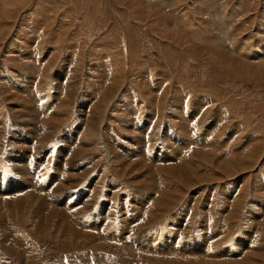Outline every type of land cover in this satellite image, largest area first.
Instances as JSON below:
<instances>
[{
	"label": "rangeland",
	"instance_id": "1",
	"mask_svg": "<svg viewBox=\"0 0 264 264\" xmlns=\"http://www.w3.org/2000/svg\"><path fill=\"white\" fill-rule=\"evenodd\" d=\"M217 1L229 8L222 13L225 23L204 9L215 6L213 0L189 1L186 8L175 6L179 0L164 4L160 0H0V74L4 76L0 139L6 147L0 155V172L7 174L16 167L5 157L10 148V156H21L25 163L40 162L55 176L54 162L46 160L62 152L70 156L68 148L82 146L80 161L95 167L90 179L71 192L91 193L97 179L102 180L94 213L115 205L116 219L107 220V233L121 226L132 238L159 237L161 243L175 241L176 246L194 238L206 251L219 246L235 254L233 259L264 264V0ZM118 57L121 64L125 60V72L116 83L111 61ZM162 95L167 97L165 106ZM166 106L162 117L160 107ZM195 107L203 108L198 112ZM95 109L100 127L84 137V132L77 133L78 127L86 126ZM206 109L208 115L200 118ZM159 120V143L150 155ZM15 137L20 141L14 146L18 149L11 146ZM210 148L218 163L205 159ZM191 153H197L200 168L190 185L182 186L177 177L162 173L161 166L182 169L181 160ZM168 196L179 202L166 208L157 205ZM150 211H155V220ZM0 219V264H22L11 246L1 245L7 237ZM148 219L149 225H143ZM13 220L7 222L13 233L7 241L13 242L14 236L22 246L12 243V247L20 253L26 250L33 264H165L142 252L138 262H131L116 249L115 239L105 243L108 248L67 247L63 240L42 236L35 229L30 232Z\"/></svg>",
	"mask_w": 264,
	"mask_h": 264
},
{
	"label": "bare ground",
	"instance_id": "2",
	"mask_svg": "<svg viewBox=\"0 0 264 264\" xmlns=\"http://www.w3.org/2000/svg\"><path fill=\"white\" fill-rule=\"evenodd\" d=\"M189 1H194V0H179V3H176L175 6L178 4L183 7H185V5H189ZM174 2V1H173ZM214 5L213 7H210L208 5H206L204 7L205 10H209L207 12L212 13L213 15H217L221 18H218L219 21L221 22H226L225 20V16L222 14L224 11V8H226L225 10H229V8H227V5L223 4V3H219L217 0H213ZM217 2V4H216ZM160 4H164V0H160V2H158ZM157 3V4H158ZM174 4V3H173ZM159 5V4H158ZM174 7V5H173ZM186 8V7H185ZM201 9V8H200ZM223 16V19H222ZM2 30V29H1ZM1 32V31H0ZM201 34V33H200ZM1 37H2V33H0ZM202 38V37H201ZM1 40V39H0ZM44 43V42H43ZM110 46V45H109ZM9 52V51H8ZM111 53V51H110ZM114 54V53H113ZM112 54V55H113ZM3 52H0V57H2ZM54 57H56V55H54ZM114 57V55H113ZM121 57V55L119 56ZM118 57V58H119ZM53 58V57H52ZM51 58V59H52ZM112 58V56H111ZM1 61V59H0ZM60 61V60H59ZM125 61V60H124ZM124 61L121 64L120 62V58L119 60H116V58L111 61V66L114 67V71L111 72V76L112 79L116 81H119V79L123 76V73L125 72V65H124ZM82 62V61H81ZM76 63V62H75ZM229 63V62H227ZM78 64V62H77ZM76 65V64H75ZM48 66V65H46ZM50 67V66H49ZM76 67V66H75ZM111 67V68H112ZM44 69H46L44 67ZM49 69V68H48ZM110 69V68H108ZM123 69V70H122ZM112 70V69H111ZM51 71V70H50ZM49 72V71H48ZM47 72V73H48ZM78 72V70H77ZM3 75V74H2ZM0 74V79H4V76H2ZM75 75V71L74 74ZM77 76V75H76ZM126 77V76H125ZM6 78V76H5ZM75 78L72 76V79ZM77 79V78H76ZM122 80V79H121ZM70 81V79H69ZM72 81V80H71ZM114 81V82H115ZM22 82V81H21ZM123 82V81H122ZM28 83V82H27ZM74 83V82H73ZM77 83V81H76ZM75 83V84H76ZM121 83V82H120ZM119 83V85H120ZM24 82L22 83L23 86ZM69 84V82H68ZM21 85V83H20ZM77 85V84H76ZM79 85V84H78ZM112 85V84H111ZM162 85V84H161ZM28 85H24V87H27ZM80 86V85H79ZM159 86V85H158ZM70 87V86H69ZM73 87V86H72ZM111 87V86H110ZM121 87V86H120ZM25 88V89H26ZM71 88V87H70ZM68 89V88H67ZM66 89V90H67ZM110 89V88H109ZM108 89V90H109ZM156 89V88H155ZM74 91V88L72 89ZM114 90V89H112ZM111 90V93H112ZM116 90V89H115ZM26 91V90H25ZM68 91V90H67ZM75 91H77V89H75ZM71 92V91H70ZM78 92V91H77ZM109 92V91H108ZM66 93V92H65ZM69 93V92H68ZM68 93H66V95H69ZM75 93V92H72ZM71 93V94H72ZM110 93V92H109ZM87 94V93H86ZM106 94V93H105ZM74 95V94H73ZM76 95V94H75ZM84 95V94H83ZM111 95V94H110ZM177 95V94H176ZM71 97H73L72 95H70ZM106 96V95H105ZM170 96V95H169ZM65 97V96H64ZM109 97V96H108ZM42 98V97H41ZM103 98V97H102ZM109 98H112L111 96ZM9 99V98H8ZM199 99V98H198ZM104 100V98L102 99ZM101 100V101H102ZM109 100V99H108ZM105 101V100H104ZM102 101V103L104 102ZM69 101L65 100V103ZM110 102V101H109ZM167 102V97L166 95H162L161 97V104L164 106ZM172 102V101H171ZM62 103V102H61ZM107 103V102H105ZM174 103V102H173ZM100 104V102H99ZM97 106H102V104ZM64 105V103H63ZM106 105V104H105ZM116 105V104H115ZM197 105V104H195ZM206 105V103H205ZM62 106V104H61ZM66 106V105H65ZM104 106V105H103ZM174 106V105H173ZM199 106V105H198ZM205 107V106H204ZM31 108V107H30ZM37 108V107H36ZM63 108V107H62ZM95 108V107H94ZM93 108V109H94ZM102 107H99V109H101ZM150 108V107H149ZM166 107H160L161 109V114L160 116L163 117V113L165 111ZM173 108V107H172ZM176 109H179L178 107H175ZM181 108V107H180ZM197 108V111H201V107H195ZM83 109V108H82ZM194 109V108H193ZM205 109V108H204ZM226 109V108H225ZM31 111V109H29ZM28 110V111H29ZM88 110V109H87ZM103 110V108H102ZM101 110V111H102ZM35 111V110H34ZM33 111V113H34ZM63 111V110H62ZM85 111V110H84ZM83 111V112H84ZM56 112V111H55ZM58 112V111H57ZM56 112V113H57ZM224 112V111H223ZM220 111V113H223ZM29 113V112H28ZM82 113V112H81ZM87 113V111H86ZM98 109L96 111L91 112L90 114H88L89 116H87V120L85 122L86 126H79L77 133L79 132H84V137H88L90 133H92L93 131L96 133V131L99 129V125H100V119H97L98 116ZM107 113V112H106ZM215 113H217V111H215ZM36 114V113H35ZM33 115V114H32ZM43 115V114H42ZM167 115V114H166ZM200 118L204 119L207 115H208V111L207 109L205 110V112L203 113H199ZM216 115V114H215ZM214 115V116H215ZM219 115V113H218ZM15 116V115H14ZM26 116V115H25ZM37 116V114L35 115ZM40 116V115H39ZM85 116V115H84ZM102 116V115H100ZM104 116V115H103ZM102 116V118H103ZM20 118V116H18ZM70 117V116H69ZM83 117V116H82ZM219 117V116H218ZM16 118V117H15ZM30 118V117H29ZM39 118V117H38ZM174 118V117H173ZM216 118V117H215ZM223 118L226 119V116ZM37 119V118H36ZM40 119V118H39ZM161 119V118H160ZM171 119V118H170ZM217 119V118H216ZM223 119V120H224ZM228 119V118H227ZM3 120V119H2ZM65 120V119H64ZM221 120V121H223ZM37 122H40V120H35ZM34 121V122H35ZM50 121V120H49ZM218 121V120H217ZM30 122V121H29ZM36 122V124H38ZM45 122V121H44ZM55 122V120H54ZM225 122V121H224ZM32 123V122H31ZM3 124V121H2ZM23 124V123H22ZM33 124V123H32ZM45 124V123H44ZM59 124V123H58ZM181 124V123H180ZM218 125L216 126H221L219 125V123L217 122ZM221 124V123H220ZM41 125V124H40ZM159 125H160V120L158 121L154 133L153 137L151 139V143L153 144V146L149 149V151L151 152L150 155H153V153L155 152V148L157 147V143H159V139L157 138L159 136ZM190 125V124H189ZM21 126V125H20ZM23 126V125H22ZM34 126V125H33ZM176 126V125H175ZM188 126V125H187ZM5 127V126H4ZM36 127V126H35ZM38 127V126H37ZM43 127V126H42ZM86 127V128H84ZM191 127V126H190ZM202 127V126H201ZM215 128V126H212ZM223 127V126H221ZM6 128V127H5ZM4 128V129H5ZM31 128V127H30ZM218 127H216L217 129ZM221 129V128H219ZM6 130V129H5ZM60 130V129H59ZM158 130V131H157ZM174 130V128H173ZM38 131V130H36ZM192 131V130H190ZM7 132V131H5ZM4 132V133H5ZM40 131H38L39 133ZM42 132V131H41ZM187 132V131H186ZM199 132V131H198ZM57 133V132H56ZM197 133V132H196ZM2 134V133H1ZM40 134V133H39ZM42 134V133H41ZM94 134V133H93ZM12 135V133H11ZM17 135V134H16ZM34 135V134H33ZM70 135V134H69ZM214 135V134H213ZM157 136V137H156ZM210 136V135H209ZM12 137V136H11ZM19 137V136H18ZM172 137V136H171ZM186 137V136H185ZM42 138V137H41ZM106 138V137H105ZM162 138V137H161ZM170 138V137H169ZM188 138V137H187ZM52 139V138H51ZM69 139V138H68ZM85 139V138H84ZM81 139L80 142H83ZM132 139V138H131ZM202 139V137H201ZM204 139V138H203ZM206 139V138H205ZM34 140V139H33ZM40 140V139H39ZM45 140V139H44ZM53 140V139H52ZM70 140V139H69ZM73 140V139H72ZM137 140V139H136ZM145 140V139H144ZM163 140V139H162ZM192 140V139H190ZM3 141V140H2ZM0 139V155L2 154V152H4L3 150L6 148L5 144L3 143ZM12 141V140H11ZM10 141V142H11ZM42 141V140H41ZM67 141V140H66ZM135 141V140H134ZM180 141V140H179ZM186 141V140H185ZM205 141V140H204ZM212 141V140H211ZM214 141V140H213ZM231 141V140H230ZM38 142V141H37ZM46 142V141H44ZM71 142V141H70ZM111 142V141H110ZM142 142V141H141ZM201 142V141H200ZM229 142V141H228ZM227 142V143H228ZM250 142V141H249ZM23 143V142H21ZM77 143V142H76ZM177 143V142H176ZM184 144V142H182ZM181 143V144H182ZM187 143H189V141H187ZM192 143V142H191ZM203 143V140H202ZM252 143V142H251ZM12 144V145H11ZM11 146L12 148L14 146H17L20 144V141L17 137H15V139L11 142ZM33 144V143H32ZM40 144L42 145V143L40 142ZM67 144V143H66ZM71 144V143H70ZM78 144V143H77ZM75 144V145H77ZM85 144V143H84ZM110 144V143H109ZM113 144V143H112ZM163 144V143H162ZM258 144V143H257ZM40 145V147H42ZM79 145V144H78ZM132 145V144H131ZM207 145V144H206ZM209 145H213L212 143H209ZM251 145V144H250ZM261 144L259 143V146ZM10 146V147H11ZM35 146V145H33ZM109 147L112 146L111 144L108 145ZM180 146V145H179ZM185 146V144H184ZM188 146V145H187ZM186 146V148H187ZM202 146V145H201ZM205 146V144H204ZM216 146V145H214ZM69 147V146H68ZM75 147V146H74ZM82 146L80 147H76V148H68V150L72 153L70 156L64 153V155L61 153L58 156H55L54 158H52L53 155H51L52 160H46V162H54V164L52 165V168L55 169V173H57L55 176L50 175L47 173L46 169L44 166H41L40 162H36L34 163V160L30 161V162H26L21 158V156H10L11 155V149H6L7 152V156H5L6 158H8V160H12V162H16V167L15 169H13L12 172H7L4 173L3 171L0 172V218L3 219V224L4 226H2L4 229V236L7 237V239H4L3 242H1V245L3 244L4 246L9 245L11 246L12 249H14L13 254L14 256L17 254L18 258H20L22 264H33V260L28 257V252L26 253V250L23 253H20L19 251H16V246L12 247V243H14V245H17L18 247L21 245L20 243H18L13 236V242L7 241V240H11L10 238H8L9 236L13 235L12 230L10 231V226L8 227L7 222L10 219V221H12V219H14L13 221L15 222V220L17 222H20L22 224H24L26 226V228L28 227V229L31 231H34V229L38 232V234L45 236L46 234H50L52 239H60L63 240L65 243V246H72L74 245V247L76 248H81L82 247H86V245H89L91 248L93 249L94 247H102V248H108V247H104V245H106L105 243H109L110 241H113L114 239L116 240L115 242H118V246H116V249L121 251V252H125L127 254L128 259L131 262H138V254L139 252H142L146 254L147 257L152 256L157 258V260H162L165 264H256L255 262H253L252 260H246V259H233L235 258V254H228V252H225L223 250H219L221 247H217V246H213L212 245V249L211 251L207 250L206 251V247H202L200 245H202L201 243L197 242L196 239L193 238V240L189 241V242H184V243H179V246H176L175 241H168L167 243H161V239L155 238V237H148V238H132L128 235H126V233L128 234V232H126L125 230H123L120 227H117L116 231L114 233H107V231H105V228L107 227L106 222L107 220H111V221H115L116 217H115V212L114 211V206H110L109 208H105L107 209V212H103L105 211L103 210H99L98 214L94 213V209L96 207V205H98V201L96 198L97 192H99V186L100 184H102V180L101 179H97V181L94 183V186H92V190L91 193L84 191H81V193H78L76 191L71 192V190H74V188H76L75 186L83 183L84 180H86L88 178V175L91 174V172L93 171L95 165L91 164V163H85L80 161L81 156L84 154L81 149ZM114 147V146H113ZM164 147V146H163ZM171 147V146H170ZM197 147V145H196ZM213 147V146H212ZM225 147V146H224ZM257 147V146H256ZM255 147V149H256ZM16 147H14L15 149ZM25 148V147H24ZM39 148V147H38ZM161 148V147H160ZM182 148V147H181ZM193 148V147H192ZM199 148V147H198ZM197 148V149H198ZM251 148V147H250ZM261 148V146H260ZM18 149V148H16ZM43 149V148H42ZM110 149V148H109ZM119 149V148H118ZM132 149V148H131ZM167 149V148H166ZM165 149V150H166ZM195 148H193L192 150L194 151ZM245 149V148H244ZM243 149V151H244ZM27 150V149H26ZM38 150V149H37ZM40 150V149H39ZM87 150V149H86ZM114 150H116L114 148ZM134 150V149H133ZM163 150V149H162ZM174 150V149H173ZM189 150V149H187ZM201 151V149H199ZM207 150V149H205ZM210 150L209 155H207L205 157V159L209 162V161H213V162H217L218 160L216 158L215 155H212V150L211 148L208 149ZM258 150V149H257ZM41 151V150H40ZM40 151H38L40 153ZM130 151V149H129ZM139 151V150H138ZM252 152V149L250 150ZM259 151V150H258ZM37 152V151H36ZM35 152V153H36ZM42 152V151H41ZM190 152V151H189ZM192 152V151H191ZM196 152V151H195ZM209 152V151H207ZM257 152V151H255ZM67 153V152H66ZM159 153V152H158ZM200 153V152H199ZM204 151L201 153L203 154ZM212 153V154H211ZM250 153V152H248ZM258 153V152H257ZM25 154V153H24ZM115 154V152H114ZM117 154V152H116ZM119 154V153H118ZM122 154V152H121ZM186 154V153H185ZM195 154V153H193ZM191 153L192 157H186L188 158L187 162H186V158H184L183 160H181L183 163V168L181 169L182 166L180 165H175L172 167H165V166H161V171L162 173L165 172L166 176H168L167 174L170 173V176H175L178 179V182H180L182 184V186H186L187 184L190 185V182L192 180V178L194 177V174H197L199 168H200V164L196 163V156H194ZM199 154V155H201ZM244 154V153H243ZM254 154V153H253ZM113 155V154H112ZM124 154H122L123 156ZM179 155V154H178ZM257 155V154H256ZM263 155V154H262ZM10 156V157H9ZM188 156V155H187ZM202 156V155H201ZM215 156V157H213ZM245 156V155H244ZM68 159H65V158ZM128 157V156H127ZM177 157V156H176ZM196 157V158H195ZM233 157V156H232ZM254 157V156H253ZM257 157V156H255ZM31 158V157H30ZM49 158V157H48ZM228 158V157H227ZM226 158V161H227ZM246 158V157H245ZM249 158V156H248ZM252 158V157H251ZM33 159V158H32ZM115 159V158H114ZM152 159V158H151ZM165 159V158H164ZM179 159V157H178ZM182 159V158H181ZM254 159V158H253ZM258 159V158H257ZM55 160V161H54ZM162 160V159H161ZM205 160V161H206ZM223 160V159H222ZM230 159H228L229 161ZM36 161H41V160H36ZM158 161V160H157ZM160 161V160H159ZM171 161V160H170ZM179 161V160H178ZM201 161H204L203 159ZM224 161V160H223ZM224 161V162H226ZM237 161V160H236ZM6 162V161H5ZM20 162V163H19ZM114 163V161H112ZM125 162V161H124ZM122 162V163H124ZM128 162V161H127ZM155 162V160H154ZM235 162V161H234ZM246 162V161H245ZM38 163H40L39 165H37ZM163 163V162H162ZM169 163V162H166ZM228 163V162H227ZM248 163V162H247ZM250 163V162H249ZM251 163H253L251 161ZM35 164V165H34ZM130 165L128 163L125 162L124 165ZM161 164V163H160ZM173 164V162H172ZM221 164V163H220ZM236 164V162H235ZM238 164V163H237ZM37 165V166H36ZM123 165V164H121ZM250 165V164H249ZM114 166V165H113ZM118 166V164H117ZM119 166H120V162H119ZM140 164L139 163H135V167H139ZM219 166V165H216ZM221 166V165H220ZM240 166V165H239ZM229 167V166H228ZM121 168V167H118ZM141 168V167H140ZM12 169V168H11ZM82 169V172H80V170ZM123 170V169H122ZM139 170V169H138ZM11 171V170H10ZM79 171V172H78ZM160 171V172H161ZM60 172V173H59ZM66 172V173H65ZM134 172V171H133ZM145 173V172H144ZM120 174V173H119ZM202 174V173H201ZM130 175V174H129ZM200 175V174H198ZM197 175V176H198ZM144 177V176H143ZM169 177V176H168ZM174 177V178H175ZM199 177V176H198ZM197 177V179H198ZM173 178V179H174ZM90 179V178H88ZM144 179V178H143ZM191 179V180H190ZM200 179V178H199ZM202 179V177H201ZM204 179V178H203ZM207 179V178H206ZM148 180V179H147ZM90 181V180H89ZM169 181V180H168ZM193 181V180H192ZM157 182V181H156ZM148 183V182H147ZM195 183V182H194ZM194 183L192 185H194ZM197 183V182H196ZM153 184V183H152ZM188 185V186H189ZM196 186V185H195ZM116 187V186H115ZM152 187V186H151ZM157 187V186H156ZM194 187V186H193ZM192 187V188H193ZM187 188V187H186ZM176 189V188H175ZM189 189V188H188ZM191 189V188H190ZM154 190V189H153ZM48 191L49 194H48ZM178 191V190H177ZM176 191V192H177ZM155 192V191H154ZM153 192V193H154ZM174 192V191H173ZM172 192V193H173ZM175 192V193H176ZM179 194V193H178ZM116 196V195H115ZM155 196V194H154ZM171 196V195H170ZM170 196H168L166 200V202H162L160 199L159 203H157V205H163V207H170L172 205V203L176 204L177 202H179V200H175L177 198H170ZM174 196V195H172ZM114 197V196H113ZM143 197V196H142ZM141 197V198H142ZM164 197V196H163ZM140 198V197H139ZM150 198V197H149ZM154 199V197H152ZM156 198V197H155ZM160 198V197H159ZM146 199V198H145ZM193 199V198H192ZM200 199V198H199ZM142 200V199H141ZM144 200V199H143ZM147 200V199H146ZM152 201V199H150ZM201 200V199H200ZM144 202V201H143ZM106 206L109 205L110 201L107 200L106 202ZM151 203V202H149ZM156 203V202H155ZM154 203V204H155ZM163 203V204H162ZM241 203V202H240ZM103 204V203H102ZM115 204V203H114ZM117 204V203H116ZM149 204H147L148 206ZM191 205V204H190ZM160 206V207H161ZM254 206V204H253ZM165 207V208H166ZM175 207V206H174ZM138 208V207H137ZM136 208V210H137ZM226 208V207H225ZM152 209V208H151ZM160 210V209H159ZM236 210V209H235ZM100 211H102L103 213H100ZM139 211V210H138ZM157 212V209L155 210ZM154 211V214L152 211L151 216H153L154 220H155V216L156 213ZM166 210H164L165 213ZM260 211V210H259ZM144 212V211H143ZM167 212H169L167 210ZM158 213V212H157ZM125 214V213H124ZM145 214V213H144ZM161 214V213H160ZM263 214V213H262ZM259 215V214H258ZM100 216H102V218H100ZM126 216V215H125ZM150 216V217H151ZM176 216V215H175ZM229 216V215H228ZM216 217V216H215ZM254 217V216H253ZM252 217V218H253ZM166 218V217H165ZM229 218V217H228ZM145 219V218H144ZM1 220V219H0ZM132 220V219H131ZM177 220V219H176ZM254 220V219H253ZM263 220V218H262ZM126 221V220H125ZM130 221V220H129ZM134 221V220H133ZM152 221V220H151ZM157 221V220H156ZM1 222V221H0ZM119 222V221H118ZM120 222H122L120 220ZM137 223V221H135ZM149 219L144 221L143 225H149ZM260 222V221H258ZM256 222V223H258ZM11 223V222H10ZM123 223V222H122ZM141 223V222H140ZM184 223V222H183ZM9 224V223H8ZM21 224V225H22ZM139 225V223H137ZM176 224V223H175ZM262 224V223H261ZM264 224V223H263ZM6 225V226H5ZM23 225V226H24ZM141 225L140 227L143 228ZM189 225V223L187 224ZM260 225V224H259ZM14 226V225H13ZM17 226V225H16ZM123 226V225H122ZM190 226V225H189ZM257 226V225H256ZM188 227V226H187ZM191 227V226H190ZM189 228V227H188ZM132 229V228H131ZM134 229V228H133ZM139 228H137L136 230H138ZM19 230V229H17ZM16 231V229H15ZM135 231V230H134ZM132 233V232H131ZM138 233V232H137ZM136 233V234H137ZM18 234V233H17ZM206 234V233H205ZM49 235V236H50ZM180 235V234H179ZM221 235V234H220ZM141 236V235H140ZM157 236V233H156ZM161 236V235H160ZM173 236V235H172ZM213 236V235H212ZM18 237V236H17ZM40 237V236H39ZM46 237V236H45ZM200 237V236H199ZM202 237V236H201ZM217 237V236H216ZM220 237V236H218ZM253 237V236H252ZM27 238V237H26ZM44 238V237H43ZM130 238H132V240H130ZM204 238V237H202ZM207 238V237H206ZM210 238V237H209ZM177 239V238H176ZM217 239V238H216ZM59 240V241H60ZM213 240V239H212ZM211 240V241H212ZM55 241V240H54ZM53 241V242H54ZM62 241V242H63ZM181 241V240H180ZM210 241V242H211ZM87 242H89L90 244H88ZM178 242V241H176ZM203 242V241H202ZM233 243V242H232ZM6 244V245H5ZM210 244V243H209ZM223 245V244H222ZM22 246V245H21ZM114 246V245H113ZM236 246V245H235ZM240 246V245H239ZM93 247V248H92ZM178 249L180 248L183 252L179 253V252H175L174 249ZM202 247V248H201ZM237 247V246H236ZM241 247V246H240ZM261 247V246H260ZM9 248V247H8ZM24 248V247H23ZM88 248V247H87ZM86 248V249H87ZM100 248V249H102ZM114 248V247H113ZM242 248V247H241ZM95 249V248H94ZM115 249V248H114ZM170 249V251L168 252V250ZM11 250V249H10ZM20 250V249H19ZM24 250V249H23ZM80 250V249H79ZM96 250V249H95ZM99 250V249H98ZM110 250V249H109ZM165 250H167L165 252ZM110 253V252H109ZM108 253V254H109ZM113 253V252H112ZM241 253V252H240ZM245 253V252H244ZM107 254V253H106ZM141 254V253H140ZM139 254V255H140ZM160 254H163L162 256ZM246 254V253H245ZM144 255V254H143ZM16 256V257H17ZM30 256V255H29ZM245 258V256H244ZM254 260V259H253ZM97 261V260H96ZM150 261V260H149ZM140 262V261H139ZM143 263V262H142ZM127 264H131V263H127ZM145 264V263H144ZM159 264V263H158Z\"/></svg>",
	"mask_w": 264,
	"mask_h": 264
}]
</instances>
